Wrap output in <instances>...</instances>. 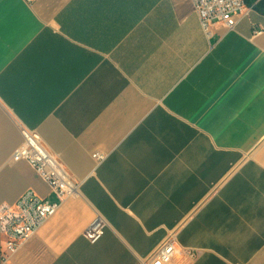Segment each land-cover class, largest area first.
I'll return each instance as SVG.
<instances>
[{
    "label": "crops",
    "instance_id": "crops-1",
    "mask_svg": "<svg viewBox=\"0 0 264 264\" xmlns=\"http://www.w3.org/2000/svg\"><path fill=\"white\" fill-rule=\"evenodd\" d=\"M22 128L80 191L0 264H141L172 234L196 257L170 264H264V12L207 35L190 0H0V205L56 201Z\"/></svg>",
    "mask_w": 264,
    "mask_h": 264
},
{
    "label": "built area",
    "instance_id": "built-area-1",
    "mask_svg": "<svg viewBox=\"0 0 264 264\" xmlns=\"http://www.w3.org/2000/svg\"><path fill=\"white\" fill-rule=\"evenodd\" d=\"M198 17L202 30L209 35L215 25L232 29L241 15H246L252 7L245 6L244 0H190ZM255 30L254 33H258ZM23 142L12 153L14 161L28 162L35 172L48 184L56 201L42 199L33 190H26L12 204L0 205V235L2 253L5 258L14 253L22 243L39 229L44 222L60 207L61 202L69 197H76L80 191V181L75 180L65 165L49 152L37 131L22 128ZM92 157L101 161L104 155L95 152ZM106 221L97 215L83 231V236L96 243L102 236ZM185 250L190 259L196 254L190 249H183L170 235L158 246L153 255L141 264H170Z\"/></svg>",
    "mask_w": 264,
    "mask_h": 264
},
{
    "label": "trees",
    "instance_id": "trees-1",
    "mask_svg": "<svg viewBox=\"0 0 264 264\" xmlns=\"http://www.w3.org/2000/svg\"><path fill=\"white\" fill-rule=\"evenodd\" d=\"M245 3L250 4L255 9L264 12V0H244Z\"/></svg>",
    "mask_w": 264,
    "mask_h": 264
}]
</instances>
